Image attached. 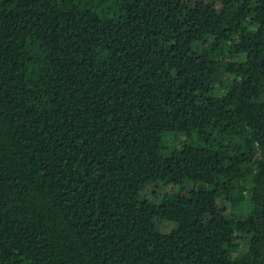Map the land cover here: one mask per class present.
Masks as SVG:
<instances>
[{"label": "trees", "instance_id": "1", "mask_svg": "<svg viewBox=\"0 0 264 264\" xmlns=\"http://www.w3.org/2000/svg\"><path fill=\"white\" fill-rule=\"evenodd\" d=\"M0 264H264V0H0Z\"/></svg>", "mask_w": 264, "mask_h": 264}, {"label": "rangeland", "instance_id": "2", "mask_svg": "<svg viewBox=\"0 0 264 264\" xmlns=\"http://www.w3.org/2000/svg\"><path fill=\"white\" fill-rule=\"evenodd\" d=\"M192 187V183H187L184 185L183 191H189L192 189ZM165 192H167V188L162 184H148L143 187L140 193V198L157 203L160 201ZM157 226L162 233H169L174 229V225L169 222L158 221Z\"/></svg>", "mask_w": 264, "mask_h": 264}]
</instances>
